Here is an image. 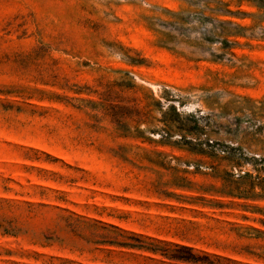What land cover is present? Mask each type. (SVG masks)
<instances>
[{
  "label": "rangeland",
  "instance_id": "rangeland-1",
  "mask_svg": "<svg viewBox=\"0 0 264 264\" xmlns=\"http://www.w3.org/2000/svg\"><path fill=\"white\" fill-rule=\"evenodd\" d=\"M0 264H264V0H0Z\"/></svg>",
  "mask_w": 264,
  "mask_h": 264
},
{
  "label": "trees",
  "instance_id": "trees-1",
  "mask_svg": "<svg viewBox=\"0 0 264 264\" xmlns=\"http://www.w3.org/2000/svg\"><path fill=\"white\" fill-rule=\"evenodd\" d=\"M182 248V247H181ZM184 250H187L188 252H192L191 249H188V248H183ZM170 259L172 260H176V261H184V262H191L192 259H186V258H183V257H177V256H169ZM191 260V261H190Z\"/></svg>",
  "mask_w": 264,
  "mask_h": 264
}]
</instances>
